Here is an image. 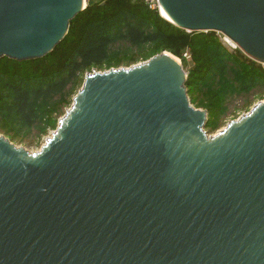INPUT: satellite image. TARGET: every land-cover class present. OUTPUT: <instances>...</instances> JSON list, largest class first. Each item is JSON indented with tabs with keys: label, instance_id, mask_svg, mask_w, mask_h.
Returning a JSON list of instances; mask_svg holds the SVG:
<instances>
[{
	"label": "water",
	"instance_id": "obj_1",
	"mask_svg": "<svg viewBox=\"0 0 264 264\" xmlns=\"http://www.w3.org/2000/svg\"><path fill=\"white\" fill-rule=\"evenodd\" d=\"M264 63V0H159ZM86 0H0V58L45 56ZM179 58L92 69L37 151L0 132V264H264V98L210 133Z\"/></svg>",
	"mask_w": 264,
	"mask_h": 264
},
{
	"label": "trees",
	"instance_id": "obj_2",
	"mask_svg": "<svg viewBox=\"0 0 264 264\" xmlns=\"http://www.w3.org/2000/svg\"><path fill=\"white\" fill-rule=\"evenodd\" d=\"M162 51L181 60L191 103L207 111L210 133L228 116L230 100L264 98V68L216 32L181 29L142 0H87L54 50L36 59L0 58V132L13 142L33 130L41 138L56 128L86 72L130 66Z\"/></svg>",
	"mask_w": 264,
	"mask_h": 264
},
{
	"label": "rangeland",
	"instance_id": "obj_3",
	"mask_svg": "<svg viewBox=\"0 0 264 264\" xmlns=\"http://www.w3.org/2000/svg\"><path fill=\"white\" fill-rule=\"evenodd\" d=\"M86 2H87V0H86ZM221 35L222 34L219 33V36H221ZM221 38L223 40V36ZM139 62H141V61H139ZM121 66H125V65H121ZM259 100H261V99L257 94H250L247 97H238V98H234V99L230 100V102L228 104L229 114L222 121V123L218 129L223 128L227 124V122H229L232 119H236L241 114L245 113L247 111L244 107L246 104H250V106H249V109H250ZM52 131L53 130L50 129L41 138H38L36 135V131L33 130L27 137H24V138H22L21 141H18L15 143L18 146H22L29 151H37L40 148V146L44 143L45 139L51 135Z\"/></svg>",
	"mask_w": 264,
	"mask_h": 264
},
{
	"label": "built area",
	"instance_id": "obj_4",
	"mask_svg": "<svg viewBox=\"0 0 264 264\" xmlns=\"http://www.w3.org/2000/svg\"><path fill=\"white\" fill-rule=\"evenodd\" d=\"M142 1L147 5V7L149 9L156 10V11H158L160 13L161 5L159 3V0H142ZM217 34L219 36V33L218 32H217ZM222 36L225 37L224 35L219 36L221 40H222V38H221ZM222 42L224 43L223 40H222ZM224 45L227 46L229 49L236 48V46L235 47H232V46L227 45L226 43H224ZM185 56H186V53H185ZM261 66L264 68V63H261Z\"/></svg>",
	"mask_w": 264,
	"mask_h": 264
},
{
	"label": "bare ground",
	"instance_id": "obj_5",
	"mask_svg": "<svg viewBox=\"0 0 264 264\" xmlns=\"http://www.w3.org/2000/svg\"><path fill=\"white\" fill-rule=\"evenodd\" d=\"M160 14H161V16L164 17L166 20L172 22V20L170 19V17H169L168 14L166 13V11L163 9V7L160 8ZM223 41H224V43H226V44L229 45V46H232V47H235V46H236L235 43H234L231 39H229V38H227V37H223Z\"/></svg>",
	"mask_w": 264,
	"mask_h": 264
}]
</instances>
